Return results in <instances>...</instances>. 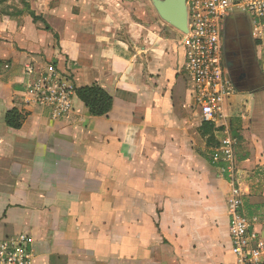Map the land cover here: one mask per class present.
<instances>
[{
  "label": "crops",
  "instance_id": "0c3cea01",
  "mask_svg": "<svg viewBox=\"0 0 264 264\" xmlns=\"http://www.w3.org/2000/svg\"><path fill=\"white\" fill-rule=\"evenodd\" d=\"M12 2L0 9V243L27 235L33 264H234L231 185L212 160L226 133L239 140L243 213L264 241V51L253 58L264 30L249 35L254 86L235 88L209 147L184 35L152 0H27L52 32ZM52 69L75 93L100 86L109 115L91 116L76 94L58 120L32 103L30 83Z\"/></svg>",
  "mask_w": 264,
  "mask_h": 264
},
{
  "label": "built area",
  "instance_id": "2783aa9c",
  "mask_svg": "<svg viewBox=\"0 0 264 264\" xmlns=\"http://www.w3.org/2000/svg\"><path fill=\"white\" fill-rule=\"evenodd\" d=\"M188 33L183 36L185 70L196 87V101L203 123L218 124L226 118V102L234 86L224 65V24L236 12L253 23L257 37L264 30V0H187ZM32 76L35 70L27 69ZM28 96L31 102L52 109V117L61 119L73 110L75 89L70 80L52 69L34 77ZM239 140L226 133L212 160L231 185L228 201L230 236L234 264H260L264 241L252 230L243 213V195L237 180L236 149ZM30 238L22 234L0 243V264H33Z\"/></svg>",
  "mask_w": 264,
  "mask_h": 264
},
{
  "label": "rangeland",
  "instance_id": "374dc122",
  "mask_svg": "<svg viewBox=\"0 0 264 264\" xmlns=\"http://www.w3.org/2000/svg\"><path fill=\"white\" fill-rule=\"evenodd\" d=\"M26 1L27 0H13L11 7H13V5H16V4L17 5L23 4V6H27L29 4H27ZM2 7L3 8L7 7V5L3 3V5L0 6V9H2ZM225 23L226 24H224V27L226 26V29H224V31H223V38H224V43H225V47H226V49H225V60L227 62H234V67L228 68L226 66L227 64L225 63V60H224V65L226 68V76H228L230 73L234 77V80H236V79L239 80L240 74L245 71V69L248 65L250 67V61H252V64H253V58H254V60L258 59L257 57H259L260 53H261V57H262V53L264 51V50H261L263 42H260L261 44H259L258 42L253 40V45L255 47V50L253 52L254 56H253V58H251L247 53H244L240 50L245 45V40H244L245 37L249 36L251 29H253L252 21L245 14H243L241 12H236L233 14V16L231 18L227 19L225 21ZM250 45H251V43H250ZM236 52H239V59L238 60H235L232 58V56ZM245 55H247V56H245ZM248 59H250L249 62H248ZM259 61H260V63H262L261 60H259ZM250 76H251L250 82L247 81V83L243 84V86H245V88H249V87L253 88L254 83H255L254 70H253V68L251 69V67H250ZM234 90H235V87H234Z\"/></svg>",
  "mask_w": 264,
  "mask_h": 264
},
{
  "label": "trees",
  "instance_id": "16d2710c",
  "mask_svg": "<svg viewBox=\"0 0 264 264\" xmlns=\"http://www.w3.org/2000/svg\"><path fill=\"white\" fill-rule=\"evenodd\" d=\"M8 1L10 0H0V4ZM25 7L29 9V5ZM29 12L35 22H43L47 31H53L43 18L37 17L35 13L30 11V9ZM3 13H7V11H3ZM76 95L86 105L93 117L107 116L113 109V98L98 85L76 89ZM6 124L10 128L19 129L21 127V117L15 111H11L6 116ZM201 130L203 136H208V146H216L215 138L213 136L215 125L213 123H204Z\"/></svg>",
  "mask_w": 264,
  "mask_h": 264
},
{
  "label": "water",
  "instance_id": "95a60500",
  "mask_svg": "<svg viewBox=\"0 0 264 264\" xmlns=\"http://www.w3.org/2000/svg\"><path fill=\"white\" fill-rule=\"evenodd\" d=\"M152 2L164 22L183 35L188 33L187 0H152Z\"/></svg>",
  "mask_w": 264,
  "mask_h": 264
},
{
  "label": "flooded vegetation",
  "instance_id": "af4514ba",
  "mask_svg": "<svg viewBox=\"0 0 264 264\" xmlns=\"http://www.w3.org/2000/svg\"><path fill=\"white\" fill-rule=\"evenodd\" d=\"M245 45L243 46V48H241L240 51L244 52V53H247L250 57H251V53H250V38L249 36L245 37ZM225 45H224V59H225ZM247 56V55H245ZM233 59L235 60H238L239 59V52H236L234 53V55L232 56ZM250 61V59H248V62ZM225 63L227 64L226 66L229 68H233L234 67V62H227L225 60ZM250 67L251 69L253 68V64H252V61H250ZM250 67L249 65L246 67L245 71L243 73L240 74V78L239 80H234V77L229 73V79L231 80L233 86L236 88V87H240V88H245V86H243V84L247 83V81L250 82L251 80V76H250ZM238 70V69H237ZM253 80V79H252Z\"/></svg>",
  "mask_w": 264,
  "mask_h": 264
}]
</instances>
